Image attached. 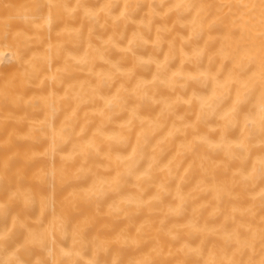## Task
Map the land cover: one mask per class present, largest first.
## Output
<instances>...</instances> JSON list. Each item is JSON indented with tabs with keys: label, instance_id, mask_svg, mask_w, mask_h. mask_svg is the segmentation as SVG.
<instances>
[{
	"label": "bare ground",
	"instance_id": "bare-ground-1",
	"mask_svg": "<svg viewBox=\"0 0 264 264\" xmlns=\"http://www.w3.org/2000/svg\"><path fill=\"white\" fill-rule=\"evenodd\" d=\"M254 2L255 16L242 4L222 16L220 0H0V25L10 34L39 33L40 43L25 54L35 51L44 74L57 80L54 88L33 81L0 96V264H51L48 250L71 248L73 231L84 256L95 253L96 264H202L195 255L154 251L202 241L205 259L227 264L235 246L222 251L220 241L195 229L230 230L264 216V198L252 199L264 189V175L254 186L244 178L264 146L251 148L247 159L232 147L247 135L249 145L264 141V128L245 123L264 78V54L249 40L247 17L255 20L260 10V0ZM153 9L166 15H153ZM86 12L96 19H86ZM15 56L8 38L0 41V80L16 69ZM150 56L157 63L136 67L137 58ZM47 91L62 98L56 124L74 112L85 144L129 119L142 120L147 154L155 150L160 171L151 180L122 174L115 152L129 149L104 146V158L89 156L83 167L90 171L74 176L81 161L65 167L59 157L71 144L49 154L50 133L36 126L44 112L26 103ZM240 94L244 102L233 112ZM98 190L103 193L94 195ZM44 228L50 237L34 240L33 232ZM169 230L179 231V238L170 239ZM248 255L239 256L242 264Z\"/></svg>",
	"mask_w": 264,
	"mask_h": 264
},
{
	"label": "clouds",
	"instance_id": "clouds-1",
	"mask_svg": "<svg viewBox=\"0 0 264 264\" xmlns=\"http://www.w3.org/2000/svg\"><path fill=\"white\" fill-rule=\"evenodd\" d=\"M160 5L164 4V0H158ZM240 5L242 4L247 12L252 13L253 8L256 7V4L253 2L245 3V0H220V9L222 16H227L229 12L232 11L231 5ZM111 5H105V10H107ZM259 15L256 16L255 20L252 19V16H255V13H252V16L247 17L248 22L251 27L248 29L250 32L249 40L257 41L259 43L262 54H264V0H260L259 5ZM203 10V6H201ZM153 15L161 16L166 15V13H159L153 9ZM85 18L88 20H95L96 13L86 12ZM243 17V14L241 16ZM150 23V21H149ZM38 25H34L36 28ZM166 29H159L158 31H165ZM8 38L9 43L12 44L16 50L15 59L17 61V67L14 69L7 79L0 80V96H5L14 91L18 87L28 85L33 81L36 82V87L41 88L45 83H50L54 88L56 86L57 80L54 76H46L44 74V66L39 62L35 51L30 54H25L27 49L33 47V42L35 45H38L41 41V36L39 33L35 32L32 35L22 33L17 31L13 34L9 33L8 28L5 25H0V41ZM143 39V38H141ZM160 38L158 37L157 44L160 43ZM147 43V41H144ZM199 56V53H197ZM171 59V56L165 58V64ZM106 63H108L106 61ZM157 63L154 57H149L148 59L137 58L136 67H142L148 64ZM164 64H161L160 67H164ZM116 68L115 65L111 66ZM117 72L120 69H116ZM2 75V73H0ZM203 75V74H202ZM259 96L255 98L253 102V112L247 115L245 123L248 129L252 128H264V78H262L259 84ZM147 92L144 93L145 98ZM61 97L57 96L55 92H48L46 94H41L38 96L30 97L26 103L27 104H39L41 110L44 112V117L37 122V127L48 129L50 133V145L48 148V153L51 155H56L58 149L63 145L71 144L70 149L67 152H59L60 159L64 162V166L72 165L77 160L81 161V166L76 168L73 171V175L76 176L80 173H87L90 169L83 167L89 156H101L104 158L105 152H101V149L104 146H108L109 151H111L112 146H119L128 148L129 150L125 153H119L116 156V163L121 168V173L129 176H134L136 180H151L152 177L160 171L159 163L157 162V154L155 150L150 152V155L147 154L149 150L148 141H147V131L145 124L139 118L129 119L127 123L121 126L117 131L111 135L102 138L98 141H89L88 143H83V137L81 135V129L79 126L78 117L73 113H64L62 119L60 120L59 125L56 124V119L63 110V105L61 103ZM224 99V97H222ZM245 97L242 94L238 95L235 103L233 104L232 111L236 112L239 106L244 102ZM248 135L245 137V140L240 143L233 145L235 151H243L244 159L248 158V154L253 147L264 146V141L256 145L248 144ZM236 158V157H234ZM147 159L146 166L137 171L139 165L142 161ZM55 174L53 170L52 175ZM264 175V154L258 155L253 160L252 168L244 177L245 180H249L255 184L256 179ZM103 193V190H98L94 195L99 196ZM261 198H264V189H262L258 197L253 196V200L260 201ZM139 203V202H136ZM264 206V205H262ZM42 209L47 208L48 205L44 202H41ZM248 216L250 219L256 217L255 204L253 208L248 210ZM63 221V220H62ZM184 227H191L190 225H185ZM64 222L61 225L60 230H64ZM196 231L204 232L208 234L209 237H215L216 240L221 242V246L218 247L220 250H225L226 246L234 245V249L230 256L227 259V264H242L239 256L243 254L245 250L248 251L249 255L247 260L243 261V264H264V216L259 217L255 222L241 223L233 228L226 230H218L217 228L212 227H203L200 229H195ZM241 230L247 235L242 237ZM179 231L169 230L165 233L170 239L177 240L179 238ZM50 231L48 228H44L39 232H33V239L38 242H43L46 236L50 237ZM73 240L72 247L68 249L60 248L58 250L49 249L48 258L51 261V264H96V256L93 253L91 258L84 256L83 250L80 245L79 234L72 232ZM259 244V247L257 245ZM201 245L192 247L188 243H182L178 248L171 249L167 251L163 247L157 246L155 254L157 256H175V255H195L196 257L202 258V264H225L224 258L213 259L210 256L205 259V251ZM258 256L257 258H254ZM113 264H117L116 261ZM131 264H152V261H133Z\"/></svg>",
	"mask_w": 264,
	"mask_h": 264
}]
</instances>
